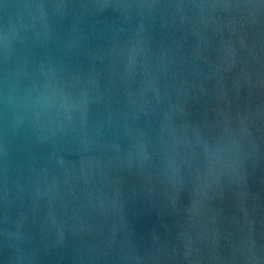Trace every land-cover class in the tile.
<instances>
[{
  "label": "water",
  "instance_id": "95a60500",
  "mask_svg": "<svg viewBox=\"0 0 264 264\" xmlns=\"http://www.w3.org/2000/svg\"><path fill=\"white\" fill-rule=\"evenodd\" d=\"M0 264H264V0H0Z\"/></svg>",
  "mask_w": 264,
  "mask_h": 264
}]
</instances>
